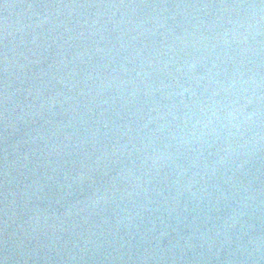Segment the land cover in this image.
I'll return each instance as SVG.
<instances>
[{"label":"water","instance_id":"water-1","mask_svg":"<svg viewBox=\"0 0 264 264\" xmlns=\"http://www.w3.org/2000/svg\"><path fill=\"white\" fill-rule=\"evenodd\" d=\"M19 264H264V0H89Z\"/></svg>","mask_w":264,"mask_h":264}]
</instances>
